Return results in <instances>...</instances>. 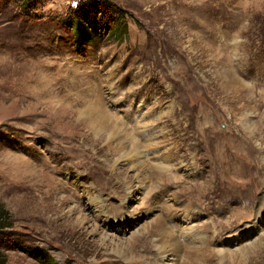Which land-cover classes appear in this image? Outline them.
I'll return each instance as SVG.
<instances>
[{
  "label": "rangeland",
  "instance_id": "obj_1",
  "mask_svg": "<svg viewBox=\"0 0 264 264\" xmlns=\"http://www.w3.org/2000/svg\"><path fill=\"white\" fill-rule=\"evenodd\" d=\"M24 2L0 0V264H264V0ZM97 3L128 33L78 47Z\"/></svg>",
  "mask_w": 264,
  "mask_h": 264
},
{
  "label": "trees",
  "instance_id": "obj_2",
  "mask_svg": "<svg viewBox=\"0 0 264 264\" xmlns=\"http://www.w3.org/2000/svg\"><path fill=\"white\" fill-rule=\"evenodd\" d=\"M35 0H25L26 5H30ZM100 4H93V6H86L85 9L80 14H77L76 18L69 22L70 27L72 28L73 32V39L76 46L80 47L86 44H92L97 40L99 35L98 30L101 31L100 25L103 24L104 26L110 28L111 33L114 32V36L119 37L122 35L125 36L128 33V27H122V22L119 21L121 18V12L119 10H115L112 8L110 12L114 15L107 17V12L105 13L102 10H99L101 6ZM93 14L90 15V12ZM100 14V16L98 15ZM109 21V22H108ZM0 210V224L7 221V216L2 214ZM7 214V213H6ZM8 226H5L6 228ZM2 256V254H0Z\"/></svg>",
  "mask_w": 264,
  "mask_h": 264
},
{
  "label": "bare ground",
  "instance_id": "obj_3",
  "mask_svg": "<svg viewBox=\"0 0 264 264\" xmlns=\"http://www.w3.org/2000/svg\"><path fill=\"white\" fill-rule=\"evenodd\" d=\"M91 118H92V117H91ZM93 119H96V118H93ZM93 121H94V120H93ZM104 128H105V127H104ZM109 128H110V124L108 123V126H107L106 130L109 129ZM61 206H62V204H61ZM50 213H51V212H50ZM68 213L71 214L72 211H70V212H68ZM68 216H69V215H68ZM149 232H150V231H149ZM151 232H152V231H151ZM135 241H136V240H135ZM164 252H167V251H165V249L163 248V249L161 250V254H160L161 256H159V257H162V258H163V256H164L163 253H164ZM165 255H166V254H165ZM125 256H127V255H125Z\"/></svg>",
  "mask_w": 264,
  "mask_h": 264
}]
</instances>
